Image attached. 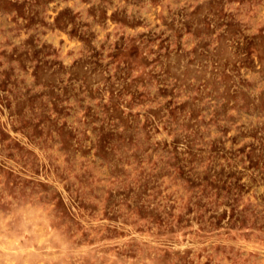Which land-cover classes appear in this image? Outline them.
Here are the masks:
<instances>
[{"label": "rangeland", "instance_id": "374dc122", "mask_svg": "<svg viewBox=\"0 0 264 264\" xmlns=\"http://www.w3.org/2000/svg\"><path fill=\"white\" fill-rule=\"evenodd\" d=\"M0 264H264V0H0Z\"/></svg>", "mask_w": 264, "mask_h": 264}]
</instances>
